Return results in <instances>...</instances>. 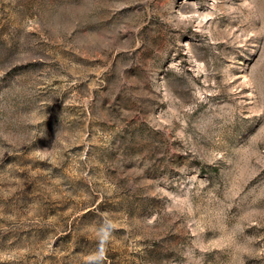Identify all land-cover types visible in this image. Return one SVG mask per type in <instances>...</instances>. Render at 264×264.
<instances>
[{
	"label": "rangeland",
	"instance_id": "374dc122",
	"mask_svg": "<svg viewBox=\"0 0 264 264\" xmlns=\"http://www.w3.org/2000/svg\"><path fill=\"white\" fill-rule=\"evenodd\" d=\"M0 264H264V0H0Z\"/></svg>",
	"mask_w": 264,
	"mask_h": 264
},
{
	"label": "clouds",
	"instance_id": "9594fccd",
	"mask_svg": "<svg viewBox=\"0 0 264 264\" xmlns=\"http://www.w3.org/2000/svg\"><path fill=\"white\" fill-rule=\"evenodd\" d=\"M105 239H107V233H105ZM101 251H103V242L101 243Z\"/></svg>",
	"mask_w": 264,
	"mask_h": 264
}]
</instances>
